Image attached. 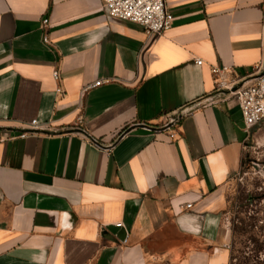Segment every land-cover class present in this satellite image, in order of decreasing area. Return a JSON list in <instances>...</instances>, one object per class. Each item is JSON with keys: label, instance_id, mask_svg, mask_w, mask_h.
<instances>
[{"label": "crops", "instance_id": "obj_1", "mask_svg": "<svg viewBox=\"0 0 264 264\" xmlns=\"http://www.w3.org/2000/svg\"><path fill=\"white\" fill-rule=\"evenodd\" d=\"M166 7L151 38L103 0H0V264L230 263L229 185L264 121L247 137L212 70L264 71V0Z\"/></svg>", "mask_w": 264, "mask_h": 264}, {"label": "built area", "instance_id": "obj_2", "mask_svg": "<svg viewBox=\"0 0 264 264\" xmlns=\"http://www.w3.org/2000/svg\"><path fill=\"white\" fill-rule=\"evenodd\" d=\"M103 6L109 17L140 26L151 38L160 36L169 30L174 21L172 13L166 7V0H103ZM48 26L49 19L44 18L42 28L47 31ZM49 42V35L45 32L43 43L49 44ZM196 63L202 65L203 61L198 59ZM227 72V67H217L212 70L215 86L220 92L228 91L229 94L236 97L243 117L244 131L248 137L252 129L264 121V71L257 75L250 84L227 81L225 79ZM53 78L59 79L58 71L53 72ZM102 83V80H98L85 86L81 91V96L84 97L88 90L98 87ZM57 92L63 94L60 88L57 89ZM187 113V109H183L180 114L182 116ZM179 117V114L176 115L171 118L169 123L175 124ZM30 126L34 131H50L47 125H38L36 120L32 121ZM19 137L25 138L27 133H22ZM187 207H191V205ZM121 226V224H117V227Z\"/></svg>", "mask_w": 264, "mask_h": 264}, {"label": "rangeland", "instance_id": "obj_3", "mask_svg": "<svg viewBox=\"0 0 264 264\" xmlns=\"http://www.w3.org/2000/svg\"><path fill=\"white\" fill-rule=\"evenodd\" d=\"M264 154L261 156L251 154L246 157L239 174L231 181L228 192V209L226 213V224L232 228L233 223H238L240 218L247 220L253 216L259 220L258 226L264 225ZM262 197L253 201L248 207H243L249 197ZM248 221V220H247ZM232 234L230 248L238 256L237 251L245 250L236 239L232 244ZM235 264L237 262L235 261Z\"/></svg>", "mask_w": 264, "mask_h": 264}, {"label": "trees", "instance_id": "obj_4", "mask_svg": "<svg viewBox=\"0 0 264 264\" xmlns=\"http://www.w3.org/2000/svg\"><path fill=\"white\" fill-rule=\"evenodd\" d=\"M262 197H249L246 199V203H242V206L248 207L253 201ZM247 220L240 218L238 223L232 225V244L236 239H240L239 243L247 251H237L240 254L238 256L231 249L229 264H235V261L237 264H264V225L258 226L259 220L253 216Z\"/></svg>", "mask_w": 264, "mask_h": 264}, {"label": "water", "instance_id": "obj_5", "mask_svg": "<svg viewBox=\"0 0 264 264\" xmlns=\"http://www.w3.org/2000/svg\"><path fill=\"white\" fill-rule=\"evenodd\" d=\"M255 78V77H254ZM171 125H173L172 123H169L166 127L164 128H169Z\"/></svg>", "mask_w": 264, "mask_h": 264}]
</instances>
